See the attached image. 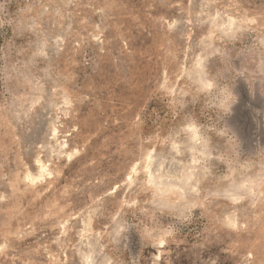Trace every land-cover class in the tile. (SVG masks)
Returning a JSON list of instances; mask_svg holds the SVG:
<instances>
[{
    "label": "rangeland",
    "instance_id": "obj_1",
    "mask_svg": "<svg viewBox=\"0 0 264 264\" xmlns=\"http://www.w3.org/2000/svg\"><path fill=\"white\" fill-rule=\"evenodd\" d=\"M0 264H264V0H0Z\"/></svg>",
    "mask_w": 264,
    "mask_h": 264
}]
</instances>
